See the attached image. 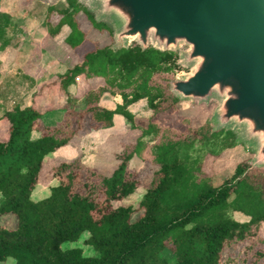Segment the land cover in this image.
<instances>
[{"label": "trees", "instance_id": "16d2710c", "mask_svg": "<svg viewBox=\"0 0 264 264\" xmlns=\"http://www.w3.org/2000/svg\"><path fill=\"white\" fill-rule=\"evenodd\" d=\"M7 1L0 0V5ZM64 1L60 8L45 5L35 27L54 37L61 26H67L69 32L61 43L78 54L76 63L52 81L63 97L60 120L41 124L30 99L5 106L8 93L13 97L20 93V80L27 77L1 76L6 80L0 82V125H5V138L0 140V215H12L15 225L0 224V261L9 257L14 264H264V237L259 235L264 223V179L244 160L215 178L202 170L201 161L185 153L193 143L221 135L219 150L209 152L217 156L234 145V135L211 132L205 123L190 128L186 114L178 113L183 102L167 91V81L178 68L176 53L150 46L141 50L134 44L113 52L108 44L89 38L76 15L83 12L90 29L101 35L111 36L110 28L95 22L78 0ZM53 13L58 15L55 23L50 21ZM13 14L0 10L4 22L0 34L2 28L11 29ZM77 76L99 78L102 83L76 97L72 88ZM104 93L118 95L120 103L113 109L99 106ZM140 100H145L151 115L138 127L135 142L122 147L109 175L93 167L94 149H87L51 168L54 184L47 195L37 200L30 197L46 155L80 134L82 138L113 126L115 114L137 128L128 106ZM33 131L38 135L32 137ZM145 136L149 141L141 139ZM132 157L156 169L135 206H113V201L139 186L128 165ZM227 209L241 213L247 221L226 217ZM83 233V243L96 256H85L78 247L62 250V242L76 241ZM166 247L172 259L161 256Z\"/></svg>", "mask_w": 264, "mask_h": 264}, {"label": "water", "instance_id": "95a60500", "mask_svg": "<svg viewBox=\"0 0 264 264\" xmlns=\"http://www.w3.org/2000/svg\"><path fill=\"white\" fill-rule=\"evenodd\" d=\"M111 30V51L175 52L189 71L168 81L180 101H216L210 131L236 133L264 168V0H79Z\"/></svg>", "mask_w": 264, "mask_h": 264}, {"label": "rangeland", "instance_id": "374dc122", "mask_svg": "<svg viewBox=\"0 0 264 264\" xmlns=\"http://www.w3.org/2000/svg\"><path fill=\"white\" fill-rule=\"evenodd\" d=\"M47 4H53L57 8L64 7L66 5L64 0H18L17 7L21 10L19 11L20 14L18 15L15 14V11L17 10L15 8L14 0H8L5 5H0L1 11H9L11 13H14L12 17L13 20H11V22L9 21L11 29H1L2 33L0 34V82L4 84V81L9 78L7 76L8 73H16V75L24 76L25 74L22 73V68H24L23 63L27 58V55H31L33 65L35 69H37L35 73L39 72L38 74H40V77L38 79H42V81L44 82L40 85V91L42 93L38 92V90L36 92L38 93V95H36V93L34 92V85L37 84V80H33L28 76H24L27 78H21V83L18 85L20 93L14 95V97L10 93H8V96L5 97L4 100L5 104H3L7 107L18 106L27 103V101L30 99L32 101H36V105L41 110L45 109L47 105L53 107V113L50 114L51 117L45 116L40 118L41 124L53 125L56 124L61 118H58V116L60 115V111H62L63 97L62 94L58 91L57 85L52 83V81L57 80L58 75L55 74V72H58L59 70L58 66L55 63L51 62L50 59H52L51 50L54 49L60 52L59 48H61V46H59V44L55 42L54 38L47 34H44L41 28H35L36 23H38L41 18L43 7ZM57 19L58 15L56 13H53L50 18V21L51 23H55ZM76 19L82 29H84L85 31H89V38L97 40L100 45H110L112 43L111 36L101 35L97 31L90 29L89 21L83 12L80 11L76 15ZM2 23L4 22L0 19V25H2ZM42 36H44L45 38L44 40L40 41V38ZM38 42H41L42 44L40 43L41 45L38 46ZM186 49L187 46L181 44L177 48L175 53L177 55L178 52L185 51ZM65 53V56L62 53L60 57L61 61H64L65 65L72 66L74 63H76V61L78 60L77 53L73 51L71 53H67L66 50ZM39 55L40 61L38 60ZM176 62L178 68L175 70L173 76L168 79V81L177 77L178 75L189 71V68L179 63L177 56ZM1 76H5L6 79L4 77V79H2ZM31 83L33 84V88L31 87ZM91 84L94 85L96 83L87 81L85 78H83V76H77L75 78V86L72 88V91L76 93V97H81L86 91V86L89 87ZM4 88L7 89L8 87ZM31 93L34 94L32 95ZM108 99L109 101L107 99L106 101L105 98H102L100 106L103 108H113L114 105L112 104L111 99ZM181 102L183 103L178 108V113L182 112L186 114L185 116H187V125L190 128L198 127L203 123L207 124L210 127V118L213 109L217 104L215 100H210L206 104L190 101ZM82 105V103H79L78 107H82ZM129 109L133 114V120L137 128H132L130 124L125 122L120 115H116L117 119L115 120V125L109 130L101 131V135L96 137L100 141V143L96 145L95 150L93 152V167L104 175H109L112 171L113 167L118 161L117 158L121 152L122 147L128 144H133L135 140L139 137L138 127L144 126L146 120L151 115L150 110H148L146 107L145 100H140L130 105ZM47 121H49L50 123H46ZM220 131H222V134H224L226 131L230 130L221 129ZM37 135L38 132H32V137H35ZM233 135L234 145L230 148L221 150L219 155L217 156H212L209 154V152H216L219 150L221 135L216 140L209 141L206 143L195 142L189 148H186L184 151L188 154L190 159L201 161L202 170L207 175L213 176L215 178L224 174H228L236 162L244 160L250 169L259 171L261 173L262 178L264 179V168H257L251 165V158L253 156L252 148L247 143L238 142L235 139L236 133H233ZM4 138L5 125L2 124L0 125V140H3ZM80 139L81 134L77 137H74L67 144V146H70L72 148V157L60 158V156L52 155L45 156L43 158V168L41 169L37 184L33 188L30 196L33 200L41 199L42 197L47 195L49 186L54 184V180L50 177V170L54 165L63 160H71L79 155V152L81 151V147L79 146ZM141 139L144 141H149V138L147 136L142 137ZM128 165L139 178V186L129 196L121 200L113 201V206H135L143 193L144 184L151 177L152 171L156 169L155 166H152L147 162L141 161L138 157L132 158L129 161ZM225 215L226 217L238 222L247 221L248 219L241 213L234 212L230 209H227L225 211ZM0 224L4 227L12 228L15 225V218L10 214L0 215ZM259 235L261 237H264V223H262L259 228ZM85 237L86 234L83 233L79 236L76 241L62 242L60 244V247H78L81 249L83 255L96 256V251H94L89 245H85L83 243ZM161 256L167 259L173 258L171 250L167 247L161 252ZM0 264H14V261L12 258L8 257L5 260L0 261Z\"/></svg>", "mask_w": 264, "mask_h": 264}, {"label": "crops", "instance_id": "0c3cea01", "mask_svg": "<svg viewBox=\"0 0 264 264\" xmlns=\"http://www.w3.org/2000/svg\"><path fill=\"white\" fill-rule=\"evenodd\" d=\"M68 32H69V29H68V27L67 26H65V25H63V26H61L60 27V29H59V31H58V33L54 36V37H52V38H54V40H55V42L57 43V44H59V46H61V48H59L60 49V52H58V51H56V50H54V49H52L51 50V56H52V59H50V61L51 62H53V63H55L57 66H58V72L56 71L55 72V74H57V75H59V74H61V73H63V71H64V69L65 68H70L71 67V65L70 66H68V65H65V63H64V61H61V54L63 53L64 54V56L66 55V53H65V50L67 51V53H71L72 51L71 50H68V49H66L64 46H63V44L61 43V41L63 40V38L68 34ZM44 36H42L41 38H40V41H42V40H44ZM54 42V43H55ZM41 42H38V46H40L41 44H40ZM62 52V53H61ZM38 60L40 61V55L38 56ZM23 66H24V68H22V73H24L25 75L24 76H28V77H30V78H32L33 80H37V84H36V88L39 90L38 92H41L40 91V85L42 84V83H44L43 81H42V79H38L39 77H40V74H38L39 72H37V73H35V71H37V69H35V67H34V65H33V62H32V56L31 55H27V58L25 59V61H24V63H23ZM87 81H89V82H95L96 84H91L89 87L88 86H86V90H88V89H94L95 87H97V86H99V85H101L100 83H101V79H99V78H93V79H86ZM99 84V85H98ZM73 86V85H72ZM72 86H71V88H72ZM75 86V85H74ZM73 86V87H74ZM42 93V92H41ZM75 93V92H74ZM76 94V93H75ZM36 95H38V93H36ZM106 97H108V98H110L111 99V101H112V104L115 106L116 104H119L120 103V98H119V96L118 95H110V94H108V93H104V94H102V96L100 97V99H99V101H98V105L100 106V102H101V100H102V98H105V100L107 99L108 101H109V99L108 98H106ZM36 98H37V96H36ZM106 100V101H107ZM32 104H33V106L38 110V112L40 113V115H41V117H45V116H47V117H51V113H53L52 112V110H53V107H50V106H48L47 105V107H45V109H39L38 108V106L36 105V101H32ZM134 104V103H133ZM132 105V104H131ZM114 106H113V108H114ZM112 107H106V109H113ZM128 109H129V106H128ZM50 110V111H49ZM129 111H130V109H129ZM62 111H60V115L58 116V118H60L61 117V115H62V113H61ZM53 115V114H52ZM116 115L117 114H115V115H113V122H114V124H113V126L115 125V120L117 119V117H116ZM46 123H50L49 121H47ZM113 126H111V127H113ZM111 127H109V128H105V129H101V130H98V131H95V132H91L90 134H87V135H85L84 137H82L81 139H80V142H79V146L81 147V151L83 152V153H85L86 152V150L87 149H94L95 150V147H96V145L98 144V143H100V141L96 138L97 136H100L101 135V131H105V130H109ZM52 155H56V156H60V158H70V157H72L73 156V153H72V148L70 147V146H67V144L65 145V146H62V147H60V148H58V149H56L54 152H52V153H50V154H48V155H46V156H52ZM132 158H135V157H132ZM131 158V159H132ZM93 159H94V154H93V156H92V160H91V162H92V165H93V163H94V161H93ZM130 159V160H131ZM129 160V161H130Z\"/></svg>", "mask_w": 264, "mask_h": 264}, {"label": "clouds", "instance_id": "9594fccd", "mask_svg": "<svg viewBox=\"0 0 264 264\" xmlns=\"http://www.w3.org/2000/svg\"><path fill=\"white\" fill-rule=\"evenodd\" d=\"M89 235H90V233H89ZM62 250H63V247H62Z\"/></svg>", "mask_w": 264, "mask_h": 264}]
</instances>
